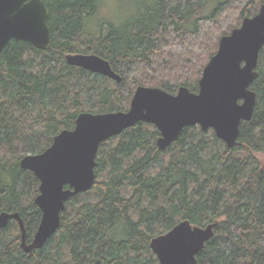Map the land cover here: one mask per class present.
Listing matches in <instances>:
<instances>
[{"label":"trees","instance_id":"trees-1","mask_svg":"<svg viewBox=\"0 0 264 264\" xmlns=\"http://www.w3.org/2000/svg\"><path fill=\"white\" fill-rule=\"evenodd\" d=\"M51 44L12 41L0 55V213H19L28 242L41 213L39 181L19 167L72 130L80 113L126 112L137 87L198 91L219 40L257 14L264 0H136L123 20L99 21L102 0H43ZM66 54H95L121 77L69 66ZM251 121L227 148L212 130L188 127L165 151L152 125L136 124L98 149L91 190L71 198L60 229L30 255L16 222L0 229V264H158L152 238L180 221L217 222L196 264H264V46Z\"/></svg>","mask_w":264,"mask_h":264},{"label":"water","instance_id":"water-1","mask_svg":"<svg viewBox=\"0 0 264 264\" xmlns=\"http://www.w3.org/2000/svg\"><path fill=\"white\" fill-rule=\"evenodd\" d=\"M49 11L43 0H0V55L12 41L46 51L51 37ZM264 46V4L256 15L245 17L238 28L220 38L216 53L205 65L198 91L180 87L176 94L159 88L137 87L126 112L80 113L72 130L56 135L42 153L24 155L22 170L39 181L35 206L41 216L28 242L19 213H0V229L17 223L20 248L28 255L41 249L61 226V215L73 197L92 189L96 156L105 141L136 124L152 125L159 133L156 146L165 151L184 129L212 130L227 148L238 145L240 126L252 119L256 93L250 89L258 77L259 53ZM65 62L116 83L121 77L109 62L95 54H66ZM217 222L194 226L183 220L165 234L151 239L158 264H196V257L214 236Z\"/></svg>","mask_w":264,"mask_h":264},{"label":"rangeland","instance_id":"rangeland-1","mask_svg":"<svg viewBox=\"0 0 264 264\" xmlns=\"http://www.w3.org/2000/svg\"><path fill=\"white\" fill-rule=\"evenodd\" d=\"M136 0H102L100 11L97 19H92L86 22V28L89 32L96 31L101 19H108L112 22L123 20L132 11V7L136 5ZM256 157L264 162V155L256 154Z\"/></svg>","mask_w":264,"mask_h":264}]
</instances>
